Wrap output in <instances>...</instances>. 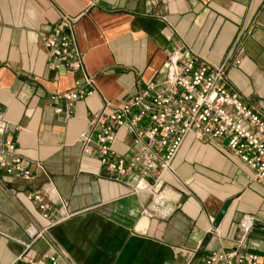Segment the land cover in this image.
<instances>
[{"label": "crops", "instance_id": "0c3cea01", "mask_svg": "<svg viewBox=\"0 0 264 264\" xmlns=\"http://www.w3.org/2000/svg\"><path fill=\"white\" fill-rule=\"evenodd\" d=\"M63 15L77 21V46L95 84L70 113L51 96L93 88L84 72L52 64L45 40ZM241 32L228 85L264 114V0H0V120L19 127L10 136L34 172L0 174V264L55 254L65 264H202L225 249L264 256V186L223 142L184 140L156 187L180 196L164 220L148 217L151 195L109 173L95 141L83 139L106 105L163 80L179 45L182 59L220 66ZM115 132L114 149L130 159L132 135ZM35 192L47 199L48 218L30 199ZM245 216H254L249 231Z\"/></svg>", "mask_w": 264, "mask_h": 264}, {"label": "built area", "instance_id": "2783aa9c", "mask_svg": "<svg viewBox=\"0 0 264 264\" xmlns=\"http://www.w3.org/2000/svg\"><path fill=\"white\" fill-rule=\"evenodd\" d=\"M77 21L63 15L54 32L45 40V46L58 70L71 73L84 72L85 85L62 93H54L53 100L66 101L67 112L74 105L95 92L94 79L86 73L83 55L78 49L74 28ZM246 39L241 32L220 66L191 55L182 59L179 45L170 56L166 77L148 83L140 93L121 105H106L94 117L84 143L95 141L100 162L107 171L121 177H131L136 193L151 195L148 217L167 220L180 207V196L168 189H156L167 172L172 171L174 158L184 140L194 135L198 140L224 143L228 152L254 172L255 179L264 186V114L228 85V70L236 49L242 48ZM236 59L235 63L240 64ZM62 112V109H58ZM125 128L132 135L134 154L130 159L121 157L113 147L116 129ZM11 122L0 120V174L7 177L31 178L34 172L26 164L11 139L17 130ZM130 182V179H126ZM44 218L50 206L41 192L30 194ZM254 216H245L242 226L252 229ZM30 264H65L57 254L40 260L28 259ZM202 264H264V256L241 252L238 249L214 251Z\"/></svg>", "mask_w": 264, "mask_h": 264}, {"label": "water", "instance_id": "95a60500", "mask_svg": "<svg viewBox=\"0 0 264 264\" xmlns=\"http://www.w3.org/2000/svg\"><path fill=\"white\" fill-rule=\"evenodd\" d=\"M30 240H31V238L28 234H26L22 237V242H24V243L30 242Z\"/></svg>", "mask_w": 264, "mask_h": 264}]
</instances>
